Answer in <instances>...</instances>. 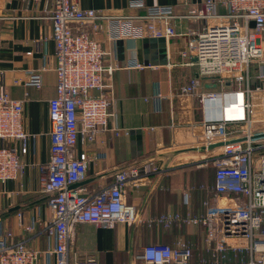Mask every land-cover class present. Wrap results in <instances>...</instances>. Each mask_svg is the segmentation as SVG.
<instances>
[{
  "label": "built area",
  "instance_id": "1",
  "mask_svg": "<svg viewBox=\"0 0 264 264\" xmlns=\"http://www.w3.org/2000/svg\"><path fill=\"white\" fill-rule=\"evenodd\" d=\"M22 1L28 4L39 0ZM44 1L48 3L46 17L51 20L55 43V94L48 100L49 158L38 165L37 193L46 202L51 216L32 218L27 223L22 212L18 211L16 217L23 232H34L37 226H42L52 243L34 248L23 238L17 240L9 227L0 224V264H50V256L54 264H99L93 255L80 257L71 248L76 225L111 226L117 221L133 220V207L125 202L124 195L128 184L141 182L139 166L119 169L110 184L85 193L72 184L85 178L89 155L84 150L75 154L74 148L78 142L91 143L107 129L114 103L112 72L122 66H144L136 59L105 65L103 57L107 51L102 39L96 36L100 29L97 20H105L104 36L114 41L144 37L147 18L163 21L167 36L190 35L188 49L198 74L181 85L179 95L198 94L204 102L212 103L215 110L202 119L203 132L197 145L218 141L221 144L209 155L215 169L213 203L205 201L203 214L182 219L204 227L212 260L192 263L190 245L177 240L174 244H144L136 259L128 264H264V151L256 145L258 136H254L257 134L249 126L252 104L243 98L244 93H264V45L260 40L264 31V0H202L198 5L190 0H177L174 5H147L143 0H129L128 8L142 9L143 13L116 15L80 8L76 0ZM220 6L223 12L219 11ZM179 7L184 12H176ZM183 18L204 20L205 24L199 30L187 28L178 32L175 23ZM199 76L207 78L210 84L230 88L201 92ZM252 79L255 85L250 86ZM41 82V73L36 70L29 71L24 79V84L35 87ZM242 84L244 87L240 88ZM234 94L242 98L239 114L238 100L217 104V98ZM159 96L157 92L155 97ZM22 108L23 101L10 97L0 86L1 181L17 178L23 169L20 154L27 152V139L34 135L23 130ZM259 117L264 119V115ZM239 120H245L247 125L239 131H228L227 123ZM113 130L119 132L115 127ZM13 140H19V147L9 144ZM142 166L146 171L147 165ZM173 218L180 219L174 214L161 220L168 225ZM231 238L238 242L231 243ZM229 250L247 252L248 258L226 261Z\"/></svg>",
  "mask_w": 264,
  "mask_h": 264
},
{
  "label": "crops",
  "instance_id": "2",
  "mask_svg": "<svg viewBox=\"0 0 264 264\" xmlns=\"http://www.w3.org/2000/svg\"><path fill=\"white\" fill-rule=\"evenodd\" d=\"M128 1L76 0L80 8L107 15L143 13L142 9L128 8ZM143 1L147 5L177 2ZM201 1L190 0L197 5ZM47 6L44 0L28 4L22 0H0V86L10 97L23 101L21 124L24 131L34 134L27 139V152L20 154L23 169L17 178L0 180V224L9 227L17 240L23 238L34 248H44L52 243V238H47L42 226H37L34 232H23L16 213L22 212L26 223L32 218L51 216L46 202L37 193L38 165L49 158L48 100L55 94V43L51 37V20L46 17ZM184 10L179 7L176 12ZM219 11L223 12L224 8L220 6ZM97 24L100 29L96 36L102 39L103 49L107 51L103 57L105 65L136 59L144 66H122L112 72L114 103L107 129L98 133L91 143L78 142L74 148L75 154L84 150L89 155L86 176L77 186L85 193H93L110 184L117 170L131 165L139 166L143 178L139 185L128 184L125 190V202L134 210L131 222L117 221L111 226L79 223L70 246L80 257L93 255L99 264H128L136 259L144 244H174L182 240L191 247L192 263L211 261L212 251L206 244L204 227L182 221L187 215L203 214L205 201L213 203L215 172L209 155L216 146L198 149L203 144L197 145L203 132L202 119L212 114L214 107L198 94L179 95L181 85L198 74L188 49L190 35L167 36L163 21L147 18L144 37L111 41L104 36L105 20L98 19ZM204 24V20L183 18L175 23V29L199 30ZM260 40L264 45V31ZM183 51L188 54L183 55ZM31 70L41 73L39 87L24 84ZM199 79L201 92L230 88L210 84L201 76ZM249 85H255V80H250ZM157 92L161 96L155 97ZM248 95L253 107L249 126L253 133H264V119L259 117L264 115V93L254 91ZM221 99L224 103L231 102L227 96ZM246 125L245 120H239L227 123L226 128L239 131ZM114 127L118 133H114ZM256 142L264 151V135H258ZM9 144L19 147L20 142L13 140ZM142 165H147L146 171ZM174 214L180 219L173 218L168 225L161 220ZM240 258L247 259L248 253L229 250L225 257L231 262ZM49 259L54 264V258Z\"/></svg>",
  "mask_w": 264,
  "mask_h": 264
},
{
  "label": "bare ground",
  "instance_id": "3",
  "mask_svg": "<svg viewBox=\"0 0 264 264\" xmlns=\"http://www.w3.org/2000/svg\"><path fill=\"white\" fill-rule=\"evenodd\" d=\"M227 97H229V99L231 101H233V102H236L238 100V105H240V106H238L237 112H238V114L241 113V104H242V102H241V100H242L241 96L240 95H237V94H234V95L227 96ZM217 99H218V103L222 101L221 98H220V100H219V98H217ZM228 114H230V112H228Z\"/></svg>",
  "mask_w": 264,
  "mask_h": 264
},
{
  "label": "water",
  "instance_id": "4",
  "mask_svg": "<svg viewBox=\"0 0 264 264\" xmlns=\"http://www.w3.org/2000/svg\"><path fill=\"white\" fill-rule=\"evenodd\" d=\"M258 135H264V133H260V134H257V135H254V136H258ZM221 144V142L220 141H218V142H216V143H212V144H209V145H207V146H201V147H198V149H205V148H208V149H210V148H212V147H215V146H218V145H220ZM81 182V181H80ZM80 182H77V183H74V184H72V186H77Z\"/></svg>",
  "mask_w": 264,
  "mask_h": 264
},
{
  "label": "rangeland",
  "instance_id": "5",
  "mask_svg": "<svg viewBox=\"0 0 264 264\" xmlns=\"http://www.w3.org/2000/svg\"><path fill=\"white\" fill-rule=\"evenodd\" d=\"M247 97L249 98V95L248 94H246V93H244V95H243V98L244 99H247ZM245 113H246V110H245ZM204 182V181H203ZM204 184V183H203ZM205 187V186H204Z\"/></svg>",
  "mask_w": 264,
  "mask_h": 264
}]
</instances>
